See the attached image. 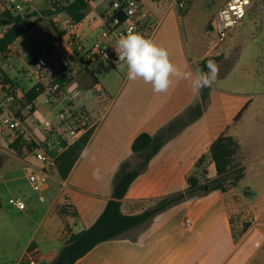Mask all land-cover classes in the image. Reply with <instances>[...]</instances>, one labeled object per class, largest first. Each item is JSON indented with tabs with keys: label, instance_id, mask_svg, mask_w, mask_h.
Here are the masks:
<instances>
[{
	"label": "crops",
	"instance_id": "0c3cea01",
	"mask_svg": "<svg viewBox=\"0 0 264 264\" xmlns=\"http://www.w3.org/2000/svg\"><path fill=\"white\" fill-rule=\"evenodd\" d=\"M52 1L33 0L24 4L22 14L29 17L25 24L27 30L10 47L6 57H0L1 76L5 74L11 80L10 83L1 81L0 94L5 97L8 89H14L12 83L24 103L27 91L40 84L45 90L34 102V112L24 106L20 110L22 130L41 144L50 141L49 145L57 147V154L60 153L63 149L58 143L73 140L68 135L67 125L54 117V111H58L60 105L48 99V86L59 76V71L38 72L33 57L66 54L73 66V75L66 87L80 95L76 102L65 106L70 112L73 109L84 112L87 117L83 121L93 133L85 148L87 155L80 156L66 180L52 174L35 204L24 201L26 208L20 210L24 217L28 216L29 208L34 206L38 210L39 204L44 202L55 217L48 221V216H43L34 231L23 234L25 245L15 264H29V255L36 264H50L59 256L71 234L91 227L111 199L120 165L128 159L132 167L140 165L141 162L133 164L137 158L131 153L136 137L142 133L156 135L174 120L186 117L201 103L204 89L194 95L188 81L173 77L169 91L156 94L151 84L142 80L130 81L126 67L104 74L105 82L101 83L99 74L90 69L94 58L88 57L86 52L96 44L106 42L101 39V33L108 21L110 0H93L90 13L73 31L81 35L84 53L75 52L71 46L72 31L64 26L63 12L47 14L53 9ZM73 1L60 0V7ZM141 1L143 12L155 20V27L147 37L165 47L171 61L179 68L194 71L205 58L219 55L213 53L215 45L207 38L202 40L184 33L187 13H180L171 0L169 4L156 0L157 4L152 2L150 5ZM145 5H149L148 12H145ZM7 9H11L9 1L0 0V15ZM31 14L34 16L30 17ZM47 28L57 34L55 40L46 36ZM97 33L100 34L94 40ZM245 41L243 34L236 33L226 41L227 50L231 51ZM244 53L242 50L228 70L222 69L224 59L217 64V82L211 89L206 88L208 96L202 114L188 122L149 161L122 200L121 211L125 215H137L152 209L162 199L186 191L187 179L194 174L197 162L224 134L232 136L240 146L234 161L235 169H244L240 182L226 192L217 190L178 203L142 226L97 245L74 264H264V254L256 246V242H264V90H250L246 85L247 78L236 75ZM78 64H81V70ZM11 70H15L14 77L10 75ZM83 70L90 76L85 82L89 91L96 83L103 91L98 101L88 97L81 102L83 86L75 79V74ZM254 76L250 82L255 83L261 73ZM251 86L256 88L257 84ZM5 103L6 100L1 106L6 107ZM7 109L0 117L7 116ZM45 119L53 122L50 132L40 124V120ZM0 151L10 155L4 148ZM21 156L24 157L20 159L33 171L41 167L31 155L23 153ZM205 167L207 178L216 179V169L209 156ZM95 169L100 170V180L93 178ZM240 184H244L243 194ZM234 214L240 218L235 223L232 222ZM246 218L250 225L241 231L242 221ZM30 220L31 217L23 219V223ZM43 225L47 228L41 229ZM21 231L18 229L19 233ZM37 237L46 242L45 251L37 246Z\"/></svg>",
	"mask_w": 264,
	"mask_h": 264
},
{
	"label": "trees",
	"instance_id": "16d2710c",
	"mask_svg": "<svg viewBox=\"0 0 264 264\" xmlns=\"http://www.w3.org/2000/svg\"><path fill=\"white\" fill-rule=\"evenodd\" d=\"M90 11L91 6L89 0H75L63 7H57L56 4L53 3V9L48 11L47 14L65 12L75 23L79 24L86 18ZM23 15L27 14H14L9 9L0 15V28L5 29L0 39V55L6 57L14 42L26 33L27 28L25 24L29 17L25 20ZM29 16L32 17L34 15L31 14ZM120 18L124 19L123 15H120ZM54 29L56 28L54 27ZM222 59L223 56L221 55L207 57L200 62L196 68L207 71L206 65L208 60H214L215 63L218 64ZM3 76L2 80L4 83L11 82L5 74ZM69 81L70 78L66 79L64 76L57 79V82L66 85ZM11 85L15 89L12 83ZM44 90L45 89L39 84L27 91L23 106L26 103L34 104L36 99L44 93ZM207 96L208 90L204 88L201 94V103L191 109L186 117L174 120L156 135L142 133L136 137L131 145V153L142 160L140 165L137 168L132 167L129 159L120 165L114 178L111 199L107 202L102 214L91 227L81 232L71 234L66 239L65 246L60 251L59 256L50 264H74L97 245L113 240L128 231L142 226L158 213L178 203L217 190L226 192L227 187H225L224 183L227 181L231 182V187H235L240 182L244 176V169H235L234 166L235 158L240 153V146L232 136L224 134L208 148L207 155L199 159L194 174L190 175L187 179L188 186L186 191L162 199L152 209L137 215H125L121 211L122 200L126 196L131 184L168 140L185 127L188 122L195 120L202 114ZM33 112L34 108L32 107L31 113ZM17 115L23 119L20 112H18ZM92 133L93 129L90 128L73 142L61 140L58 143V146L63 150L55 154L56 171L53 175L57 176L60 180H66L68 178L74 165L79 160L82 151L86 148ZM22 140L23 137L11 144V148L15 149L19 154H22L24 144ZM49 142L50 141L42 143L41 147L48 151L52 146V144L49 145ZM208 156L213 161L216 169L217 178L214 180H209L207 178L205 163ZM230 177L231 180H228ZM62 213L64 212L62 211ZM68 213L70 214L71 212Z\"/></svg>",
	"mask_w": 264,
	"mask_h": 264
},
{
	"label": "rangeland",
	"instance_id": "374dc122",
	"mask_svg": "<svg viewBox=\"0 0 264 264\" xmlns=\"http://www.w3.org/2000/svg\"><path fill=\"white\" fill-rule=\"evenodd\" d=\"M147 4H157L156 0H145ZM228 0H189V8L186 11H183L185 15V25L184 33L187 36H194L200 39L207 38L208 42L215 45L217 40L216 35L210 31V23L217 15L218 11ZM164 4H169V0H164ZM145 5V12L149 11L148 6ZM182 13V12H180ZM47 37L51 39H56L58 36L52 28L46 29ZM236 33H241L244 35L245 44H238L234 46V49L231 51L228 49V43L226 41ZM100 33H97L94 40ZM207 34V35H206ZM229 38L219 47H214L213 53H218L223 56V70H228L232 67V64L237 60L242 50H245L243 55V61L240 67L237 68L236 75L247 78L246 85L250 86V90L256 89L258 92L264 90V0H257L254 5L251 7L250 11L244 18L240 27H238ZM226 43V44H225ZM93 65L90 66L91 71L97 72L99 74L100 82L104 83L103 75L110 73L112 71H117L120 68L113 67L105 58L102 56L93 57ZM25 66V65H23ZM79 70H81V64L77 65ZM0 70L1 65H0ZM15 70L10 71L12 77L15 76ZM222 71V70H221ZM222 73V72H221ZM261 73V76H257L256 82H250L255 76L254 74ZM90 76L87 74L86 70L81 71L79 74H75V79H78L82 82V97L81 102H84L85 98L92 97L93 101H98V92L94 89L90 92L88 87L85 86L86 79H89ZM3 79L0 73V84ZM256 88L251 85H255ZM5 102L4 95L0 94V115H5V109L12 110L13 106L10 103H5L6 107L1 106ZM20 102H17L19 104ZM57 114V111H54ZM71 115L74 119L83 121L86 119V114L80 110H71ZM4 117V116H3ZM56 118V116H54ZM85 117V118H84ZM1 118V117H0ZM57 119V118H56ZM30 121V120H29ZM27 122L28 123L30 122ZM66 124V123H62ZM68 133V132H67ZM69 135V133H68ZM0 148H4L6 151L10 152L9 156L3 151H0V201L2 203V208L0 209V264H15L18 261L19 251L25 245L24 233L32 232L36 229V226L39 225L42 217L47 215L48 221L54 218V212L48 211L47 203H41L38 206V210L34 206L29 208V214L27 217H24L22 212L18 210L13 204L12 200L21 198L25 202H32L35 204L36 200H39L41 197V192L34 191L27 179L26 176L34 172L31 166L22 161L24 157L21 156L15 149L11 148V143L8 138L4 135H0ZM48 152L55 155L58 152V148L53 145L49 148ZM24 153L22 149V154ZM21 158V159H20ZM137 160L133 161L134 165L139 164L142 160L139 157ZM231 180V177L228 178ZM231 182L227 181L224 183L227 189L232 188ZM239 189L241 193H244V184H240ZM248 199V198H246ZM73 214V213H72ZM29 222L23 223V219H29ZM237 217V218H235ZM238 214L232 215V222H236ZM250 225L249 218H246L242 221L241 231H244L246 227ZM47 227L43 225L41 229H46ZM18 229H22L21 233L18 232ZM26 234V236H27ZM37 246L45 251L47 244L44 239L37 237ZM261 242V241H260ZM58 243V242H56ZM61 244V241H59ZM261 252L264 254V244L258 247ZM27 264V262H26Z\"/></svg>",
	"mask_w": 264,
	"mask_h": 264
},
{
	"label": "built area",
	"instance_id": "2783aa9c",
	"mask_svg": "<svg viewBox=\"0 0 264 264\" xmlns=\"http://www.w3.org/2000/svg\"><path fill=\"white\" fill-rule=\"evenodd\" d=\"M8 1L11 5L10 11L14 14H19L23 12L24 4L33 0ZM256 1L257 0H247V2H245V0H228L221 7L210 23V31L213 32L217 38L215 48L222 45L233 31L241 26L244 18ZM52 2L56 4L57 7L61 6L60 0H53ZM93 2V0H89L90 6L93 5ZM171 3L179 12L186 11L189 8V0H171ZM63 14L65 15V28L72 31L70 39L71 46L75 52L84 53L85 48L82 43L81 35L73 32L77 28L78 23H75L65 12H63ZM120 15H123L124 19H121ZM107 16L108 21L104 25L101 33V39L106 40V42L96 44L86 52V55L90 58L100 55L113 67H117L118 56L115 47L119 37L122 34H126L129 28L147 37L155 27V20L151 15L143 12L141 0H110V8L107 12ZM3 32V28H0V39L4 34ZM0 57L3 58L5 56L0 55ZM33 59L35 60L38 72L52 69L59 71V76L48 86V99L60 105L56 118L60 123H66L65 125L68 127V132L72 140L75 141L90 128L86 122L74 119L69 109L65 106L66 103L76 102L80 95L79 92L67 89L66 84L57 82V79L61 76H64L66 79L71 78L73 75L71 61L66 54H61L58 57L42 54L33 57ZM93 88L98 92V96L103 94L99 83H96ZM5 100L7 103L14 106L12 110H8L7 116L0 118V135L6 136L11 144L23 137L24 153L26 155H31L35 161L41 164L38 170L29 174L28 183L34 191L41 192L47 185L52 174L56 171V155L50 154L41 147V142L26 136L23 132L22 119L17 115L23 108V102L21 101V97L18 96L16 89H8L5 93ZM17 102L20 103L17 104ZM32 107L33 103H26L24 105V108L28 111H31ZM40 124L49 132L53 130V122L49 119L40 120ZM13 205L19 210H24L26 208V204L21 198L15 199ZM263 244L264 242H256L257 247ZM28 261L29 264H36L30 255Z\"/></svg>",
	"mask_w": 264,
	"mask_h": 264
},
{
	"label": "clouds",
	"instance_id": "9594fccd",
	"mask_svg": "<svg viewBox=\"0 0 264 264\" xmlns=\"http://www.w3.org/2000/svg\"><path fill=\"white\" fill-rule=\"evenodd\" d=\"M118 56L117 68H127L130 81L142 80L152 85L156 94L167 93L175 77L188 81L194 95H199L203 88L211 89L217 82L219 67L214 60H208L207 71L196 68L194 71L182 70L171 59L168 50L155 43L151 38L129 28L122 34L115 47ZM87 155V149L81 156ZM93 178L100 180V170L93 171Z\"/></svg>",
	"mask_w": 264,
	"mask_h": 264
},
{
	"label": "water",
	"instance_id": "95a60500",
	"mask_svg": "<svg viewBox=\"0 0 264 264\" xmlns=\"http://www.w3.org/2000/svg\"><path fill=\"white\" fill-rule=\"evenodd\" d=\"M27 17H28V15H23V18L26 20L27 19Z\"/></svg>",
	"mask_w": 264,
	"mask_h": 264
},
{
	"label": "snow or ice",
	"instance_id": "6c2138e0",
	"mask_svg": "<svg viewBox=\"0 0 264 264\" xmlns=\"http://www.w3.org/2000/svg\"><path fill=\"white\" fill-rule=\"evenodd\" d=\"M245 2H247V0H245Z\"/></svg>",
	"mask_w": 264,
	"mask_h": 264
}]
</instances>
